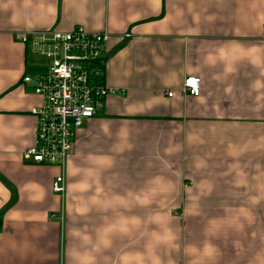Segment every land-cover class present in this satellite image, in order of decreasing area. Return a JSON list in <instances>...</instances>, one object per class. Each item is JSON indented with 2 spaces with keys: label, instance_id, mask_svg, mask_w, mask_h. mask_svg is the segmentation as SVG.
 Here are the masks:
<instances>
[{
  "label": "crops",
  "instance_id": "obj_1",
  "mask_svg": "<svg viewBox=\"0 0 264 264\" xmlns=\"http://www.w3.org/2000/svg\"><path fill=\"white\" fill-rule=\"evenodd\" d=\"M76 26L108 33L116 93L59 197L21 160L46 60L20 36ZM0 264H264V0H0Z\"/></svg>",
  "mask_w": 264,
  "mask_h": 264
},
{
  "label": "built area",
  "instance_id": "obj_2",
  "mask_svg": "<svg viewBox=\"0 0 264 264\" xmlns=\"http://www.w3.org/2000/svg\"><path fill=\"white\" fill-rule=\"evenodd\" d=\"M108 37L105 31L90 33L80 26L68 32L52 30L20 36L22 43H30L46 60L43 72L21 78L22 86H29L40 98L39 106L30 110L35 119L33 141L22 152L21 160L58 168L60 173L51 180L50 192L59 197L64 195L63 170L72 152L74 132L98 111L104 98L116 93L101 83L102 54ZM199 84L198 78L185 77L181 90L197 96Z\"/></svg>",
  "mask_w": 264,
  "mask_h": 264
}]
</instances>
